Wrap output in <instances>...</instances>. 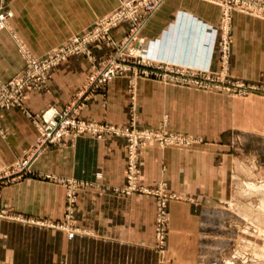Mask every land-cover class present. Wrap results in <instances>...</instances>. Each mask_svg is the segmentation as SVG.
<instances>
[{
  "label": "crops",
  "instance_id": "crops-1",
  "mask_svg": "<svg viewBox=\"0 0 264 264\" xmlns=\"http://www.w3.org/2000/svg\"><path fill=\"white\" fill-rule=\"evenodd\" d=\"M121 2L0 0L11 12L7 25L0 27V83L24 68L25 51L48 52ZM220 24L221 7L215 2L163 0L139 28L142 54L218 70L215 44L222 36ZM129 28L130 22L124 21L112 34L121 38ZM230 30L225 62L229 75L264 84V18L233 10ZM93 46L98 54L107 48L104 43ZM88 68L83 55H71L52 69L48 89L27 91V112L17 106L0 110V166L27 152L38 135L33 119H40L49 107L62 108ZM134 81V105L129 76L118 75L104 92L86 101L80 117L126 125L134 116L139 125L165 122L169 128L206 136L192 148L150 142L141 151L145 184L164 180L169 189L192 196L190 201L169 203L165 253L157 249L156 197L119 190L126 182V137L85 132L49 146L33 159L35 173L0 190V211L6 214L0 218V264H218L227 237L222 227L234 226L237 217L233 207L222 203L233 194L235 140L240 139L252 162L254 144L264 148V94L233 96L154 77L137 76ZM259 154L264 156V149ZM66 180L76 189L70 221L75 230L54 224L65 216Z\"/></svg>",
  "mask_w": 264,
  "mask_h": 264
},
{
  "label": "rangeland",
  "instance_id": "rangeland-1",
  "mask_svg": "<svg viewBox=\"0 0 264 264\" xmlns=\"http://www.w3.org/2000/svg\"><path fill=\"white\" fill-rule=\"evenodd\" d=\"M131 28H132V22H130L129 32L121 38H115V36L112 34L116 42L111 43L110 45H108L104 40H97L91 43L89 47L92 49L93 55L78 54V55H83V57L87 59L89 63V68L85 73V76L83 77L77 88L75 89V92L73 93L70 100L74 97L76 93H78L81 90V87H83L87 79L91 75H93L95 71L103 67L104 63H106L109 59H113V60L117 59L119 66L124 70L122 72H119L114 77L118 75L129 76L128 86H129V91H130L129 94L131 97L132 105H134L133 103L136 98L135 95L136 84L134 78L137 76L154 77L166 82H172L179 85H184L192 88L204 89L209 91H221L233 96H248L251 95L252 93L264 94V84L252 83V82L244 81L242 79L231 77L226 68L227 63H225L227 62L228 57L223 60L222 55L219 53H218V59L221 64V68L218 70L213 69L210 66L207 67H196L190 65L181 66L178 64H171L165 61L154 59L153 57L150 56H146L142 54V49L140 48L141 44L142 43L144 44V39L140 37V35H138V32H137V36L132 35L128 38L125 37L128 34H130ZM221 29H222V36H221L222 38L225 34H224V28L222 26ZM229 31H230V36H231L230 41H231L232 33L230 29ZM218 42L219 41H217L215 44L216 46L215 50L217 52H218ZM95 43H104L107 46L106 50L103 51L102 54H98L93 49L94 48L93 45ZM73 55H77V54H73ZM150 59L154 60L153 62L154 65L146 66L141 63L142 62L141 60H150ZM165 74L184 75L186 77V80L182 81L181 83L172 81L170 79H165L164 77ZM207 76H211L212 79L209 81H205V77ZM49 77L47 81L43 84L42 88L34 87V86H26L20 104L7 103L5 102V100L3 101L2 99L3 97L5 98L4 96L5 94L4 95L0 94V110L4 108L17 106L27 112V109L23 103L25 97L27 96V91L29 89H37V90L48 89ZM4 83L6 82L0 83V88H1V84ZM70 100H68L67 102H69ZM67 102L65 104H67ZM49 109L51 112L53 107H49ZM33 120L38 129V124L40 123L42 118L40 117V119L36 118ZM102 122H106V121H102ZM130 125H135V127L138 128H153L155 131H157V135L154 136L149 141L139 139V141L142 140V142H138L139 144H137L136 146V151H137L136 166L138 169L139 182L142 185L148 187L149 190H152L151 193H146V194H151L156 197V202H157L156 219L158 220V218L159 219L162 218L166 220V226L164 227L165 228L164 241H165L167 236V230L169 229L167 223L170 218L169 203L172 200L190 201L192 200L191 199L192 196L189 194H185L183 192H177L176 190L169 189L167 182L164 180H159L156 184L151 186L145 184L142 181V172L139 166L141 151L150 142H156L160 146H176V147L192 148V147H196L197 144L206 141V136L200 132L181 131V130H175L169 128L165 122L157 126L139 125L137 123V120L134 118V116L129 121L128 124L121 126H130ZM38 134H39V130H38ZM124 137H126L127 139L126 165H125V172H126V168L128 165V154H129V151L127 150V146L129 145L130 141L128 136H124ZM36 140L34 141V143L36 142ZM235 142L236 144H234L235 147L233 149L235 150V154L237 156L236 159L237 172L236 171L233 172L235 174L231 184L233 194L230 200L228 199L227 201H223L222 203L226 204L227 206L233 207L236 210L235 212L237 214V217H236V221L233 222L234 226L222 227V235L223 236L226 235L227 237H223V242H222L223 245H222L220 260L218 264H264V186H262L264 185V156H261L259 154L260 151H262L264 148H262L260 145L254 144L253 146L254 159L252 162L251 154H249V152L247 153L246 147H244L241 144L242 142L238 137L235 140ZM255 142L258 141L255 140ZM34 143L29 147V149L23 156H21L20 158L16 159L15 161L9 164L0 166V190L4 186L16 182L17 179L19 180V176L23 175L24 169L21 170L22 164H20L19 162L23 158L28 157L31 154L34 148L33 146ZM261 186L263 188H261ZM163 194H164V198L166 199L165 207L159 209V202L162 199ZM261 207L263 208L261 209ZM5 216H6L5 212L0 211V218H4ZM15 217L16 219L20 220V222L27 221L23 217L20 216H15ZM21 228L22 226L20 225L19 227H17V230L20 232ZM63 229L69 230L66 228ZM157 249L163 255L166 250L165 242L160 243L159 241V245L157 246Z\"/></svg>",
  "mask_w": 264,
  "mask_h": 264
},
{
  "label": "built area",
  "instance_id": "built-area-1",
  "mask_svg": "<svg viewBox=\"0 0 264 264\" xmlns=\"http://www.w3.org/2000/svg\"><path fill=\"white\" fill-rule=\"evenodd\" d=\"M163 0H122V2L108 14L98 17L94 22L80 32L72 34L67 40L57 45L53 49L42 55H34L29 51H25V66L12 77L8 82L1 84L0 94L4 95L3 101L10 104H20L26 86H34L42 88L47 81L50 71L61 61L67 59L73 54L93 55L92 49L89 47L91 43L97 40H104L108 45L116 42L112 36V28L124 21L132 22L130 34L126 38L135 35L149 15L154 12ZM215 2L221 7V26L224 28V36L218 42V53L222 55V59H226L230 52V19L233 10H240L252 15L264 17V0H209ZM11 12L0 6V27L7 25V19ZM123 40V39H122ZM143 65L152 66L154 60H141ZM156 65V64H155ZM124 71L118 64L117 59H109L104 66L91 75L81 90L67 102L62 108L53 107L52 111L47 108L42 114V120L38 124L39 134L34 148L28 157L23 158L19 163L22 164L21 170L23 176L35 173L32 169V161L40 153L45 151L51 145L61 144L65 137L69 135H77L80 133H92L101 136L111 133L120 136L129 137V145L127 146L128 165L126 168V184L119 190L126 193L139 191L143 193H151L148 187L139 182L138 169L136 166L137 151L136 146L139 139L151 140L157 135V131L153 128H138L135 125L121 126L109 122L90 121L80 117V111L86 104V101L98 92H104L109 81L119 72ZM211 75V74H209ZM165 79L176 82L186 80L184 75H164ZM211 76L205 77V81L211 80ZM45 86V85H44ZM20 170V171H21ZM51 177V175H48ZM18 180V179H17ZM71 180H66L68 184L66 213L65 219L54 223L58 227L75 230L70 225V221L74 217L76 203V189ZM164 194L159 202V209L165 207ZM166 220L158 218L157 220V236L160 243L164 242V234Z\"/></svg>",
  "mask_w": 264,
  "mask_h": 264
},
{
  "label": "bare ground",
  "instance_id": "bare-ground-1",
  "mask_svg": "<svg viewBox=\"0 0 264 264\" xmlns=\"http://www.w3.org/2000/svg\"><path fill=\"white\" fill-rule=\"evenodd\" d=\"M262 186H264V185H262ZM262 186H261V188H263ZM262 208H263V207H261V209H262ZM261 213H262V212H261Z\"/></svg>",
  "mask_w": 264,
  "mask_h": 264
}]
</instances>
